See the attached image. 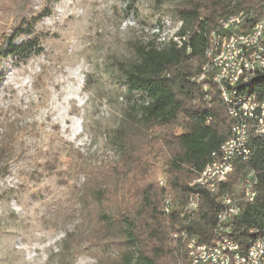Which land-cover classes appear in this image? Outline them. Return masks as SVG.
<instances>
[{
	"label": "rangeland",
	"instance_id": "rangeland-1",
	"mask_svg": "<svg viewBox=\"0 0 264 264\" xmlns=\"http://www.w3.org/2000/svg\"><path fill=\"white\" fill-rule=\"evenodd\" d=\"M179 1L27 0L29 14H47L33 28L39 50L0 61V148L15 140L12 160L0 161V264H112L110 244L86 243V206L122 191L100 168L120 159L117 131L132 130L146 100L123 71L139 46L175 34ZM19 2L0 0V34Z\"/></svg>",
	"mask_w": 264,
	"mask_h": 264
},
{
	"label": "trees",
	"instance_id": "trees-1",
	"mask_svg": "<svg viewBox=\"0 0 264 264\" xmlns=\"http://www.w3.org/2000/svg\"><path fill=\"white\" fill-rule=\"evenodd\" d=\"M18 4L13 26L0 34V61L27 58L39 50L33 28L47 12L29 14L27 0ZM240 10L245 13L244 31L264 16V0H180L173 11L179 21L175 34L158 45L149 41L139 46L137 60L124 69L128 90L140 92L146 100L140 104L132 130L117 131L120 159L100 168L105 178H120L122 191L99 192L86 206L90 229L86 243L103 250L110 244L116 251L112 264H185V240L180 233L209 243L221 209L218 195L237 189L247 169L256 171L257 193L252 201L241 203L240 213L231 221L230 236L245 249L264 233V142L260 138L251 137L252 157L235 163L217 195L189 185L229 137L232 124L211 79L192 77L199 75L206 62L210 33L219 28V20ZM19 37L25 38L18 41ZM2 79L0 72V84ZM263 85L264 72L239 87L260 95ZM14 145L13 138L2 145L0 161L12 160ZM156 160L164 167L163 185L157 178ZM191 193L198 196V208L182 215ZM167 196L173 205L165 213Z\"/></svg>",
	"mask_w": 264,
	"mask_h": 264
},
{
	"label": "bare ground",
	"instance_id": "bare-ground-1",
	"mask_svg": "<svg viewBox=\"0 0 264 264\" xmlns=\"http://www.w3.org/2000/svg\"><path fill=\"white\" fill-rule=\"evenodd\" d=\"M234 17L242 18V23H244L245 13L240 10L235 14L225 17L223 16L219 20V28L217 27L218 29L210 33V42L208 48L206 49V62L202 66L199 75L197 77H192V80L196 81H199L206 76L211 79L220 91L228 116V109H235V99H232L230 95L241 98L252 97L255 93L243 92L240 89L239 84L241 85L243 82H247L252 76L259 73V69L264 71V57L250 58L248 56H241V72H235V83L232 84L230 82V73H223L222 75L215 77V74H219L222 71V64H224L225 71H232V62H239L240 60V53L237 52V45H235L233 36L230 35H236V41L248 40L251 36H257V42L263 46L264 50V16L249 29L247 28L244 31H237V28H229V33L220 34L222 26L230 25ZM227 56H230V60H227ZM243 77H247V79L243 81ZM259 97H262L264 102V85L261 88V94ZM262 100L254 99L252 105L249 106V113L252 117L251 121H248L247 115L231 114V116H229L232 121L229 137L220 144L217 151H213L211 153V161L206 163L202 168L203 174H197L196 177L189 183L190 186L202 188L214 195H217L219 188L227 179L213 178V174H215L216 170L217 155L222 154V149H224L225 145L234 140L240 141L241 147L245 149H252L249 144L252 136H256L264 142V124H262V116H264V103H262ZM250 157L251 154L234 156L233 160H230L229 162V171L233 169L237 161H247ZM250 173L256 174V171L254 169H247L245 175L243 174V181L246 180L247 174ZM257 184L254 186V194L257 193ZM239 185H237V187ZM228 195L229 190H226L222 191L217 197V200L221 203V209L216 215L217 222L212 232L211 241L206 243V245L209 246V250H211V252L215 255H222L225 258H233L235 257V249L233 247H229V243H236L237 247L241 246L230 236V234H226V220H223V215H230V207H228L227 202H225V198H227ZM254 198L255 196H252V200ZM172 205L173 203L171 197H165L162 208L163 211L168 213L171 210ZM197 208L198 202H196V205H190L188 212H194ZM180 236L185 240L186 253H190L191 244H188L189 236H187L184 232L180 233ZM262 236H264V233L256 236L251 242L262 243ZM185 264H192V257H190V255H187V261ZM194 264H211V257H203L201 262H194ZM243 264L255 263L252 258H245Z\"/></svg>",
	"mask_w": 264,
	"mask_h": 264
},
{
	"label": "built area",
	"instance_id": "built-area-1",
	"mask_svg": "<svg viewBox=\"0 0 264 264\" xmlns=\"http://www.w3.org/2000/svg\"><path fill=\"white\" fill-rule=\"evenodd\" d=\"M242 25V18L234 17L230 25L222 26L220 34L229 33V28H237V31H241ZM230 36H233V40H235L237 52L240 53V60L239 62H232V71H225L224 64H222V71L219 74H215V77L223 73H230V82L233 84L235 83V72H241V56H248L250 58L264 57V50L263 46L258 44L257 36H251L248 40L243 41H236V35ZM227 60H230V56H227ZM263 72V70L259 69V74ZM246 79L247 77H243V81ZM230 97L235 99V109H228L229 116H231V114L247 115L248 121H251L252 118L249 113V106L252 105L254 99L262 100V97H259V93L253 94L252 97L248 98L236 97L234 95H230ZM262 103H264L263 100ZM262 124H264V116H262ZM253 153V147L252 149H245L240 146V141L233 140L227 143L224 149H222V154L217 155L216 170L215 174H213V178H229L232 173V171H229L230 160H233L234 156H239L241 154H251L252 157ZM197 174H203L202 169ZM159 183L163 185L164 181L160 179ZM256 184L257 174L250 173L247 174L246 180L242 182L239 188L229 191V195L225 198V202H227V206L230 207V215H223V220H226V234H230L231 221L240 213L241 203L250 202L252 201V196H256V194H254V186ZM196 202H198V196L191 193L185 200L182 215L189 209L190 205H196ZM173 237H177V232L173 234ZM188 244H191V251L186 254L192 257V264H194V262H201L203 257H211V264H243L245 258H252L255 264H264V236H262V243L249 242L245 249L237 247L236 243L230 242L229 247L235 249V257L233 258H225L222 255L213 254L206 243H198L194 236H189Z\"/></svg>",
	"mask_w": 264,
	"mask_h": 264
}]
</instances>
